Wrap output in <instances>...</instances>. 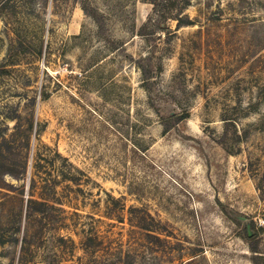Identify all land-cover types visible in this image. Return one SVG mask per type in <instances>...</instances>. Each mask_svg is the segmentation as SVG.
Masks as SVG:
<instances>
[{
    "label": "rangeland",
    "instance_id": "rangeland-1",
    "mask_svg": "<svg viewBox=\"0 0 264 264\" xmlns=\"http://www.w3.org/2000/svg\"><path fill=\"white\" fill-rule=\"evenodd\" d=\"M153 1L0 0V264L264 255V0Z\"/></svg>",
    "mask_w": 264,
    "mask_h": 264
},
{
    "label": "trees",
    "instance_id": "trees-1",
    "mask_svg": "<svg viewBox=\"0 0 264 264\" xmlns=\"http://www.w3.org/2000/svg\"><path fill=\"white\" fill-rule=\"evenodd\" d=\"M168 1H170V4H173V2H174L173 0H168ZM153 3L156 5L157 4L156 0H154ZM247 233L249 235L248 228H247ZM249 236L251 237L252 235H249ZM253 252L256 253V255L254 257V264H264V255L258 253L259 251L255 250V249H253Z\"/></svg>",
    "mask_w": 264,
    "mask_h": 264
},
{
    "label": "water",
    "instance_id": "water-1",
    "mask_svg": "<svg viewBox=\"0 0 264 264\" xmlns=\"http://www.w3.org/2000/svg\"><path fill=\"white\" fill-rule=\"evenodd\" d=\"M249 235H252V230L250 229V225H248Z\"/></svg>",
    "mask_w": 264,
    "mask_h": 264
}]
</instances>
